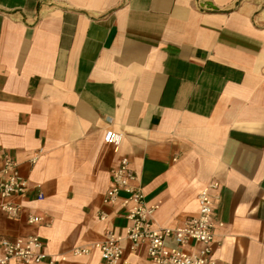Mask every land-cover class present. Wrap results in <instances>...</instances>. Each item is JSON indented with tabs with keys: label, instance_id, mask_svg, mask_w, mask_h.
<instances>
[{
	"label": "crops",
	"instance_id": "1",
	"mask_svg": "<svg viewBox=\"0 0 264 264\" xmlns=\"http://www.w3.org/2000/svg\"><path fill=\"white\" fill-rule=\"evenodd\" d=\"M6 157L30 191L0 236L39 235L61 264H106L73 250L124 234L127 210L104 204L123 158L161 228L218 183L217 264H264V0H0Z\"/></svg>",
	"mask_w": 264,
	"mask_h": 264
},
{
	"label": "built area",
	"instance_id": "2",
	"mask_svg": "<svg viewBox=\"0 0 264 264\" xmlns=\"http://www.w3.org/2000/svg\"><path fill=\"white\" fill-rule=\"evenodd\" d=\"M104 141L118 150L121 137L109 130ZM138 182L130 160L123 158L111 172L112 184L105 195L104 204L127 210L129 224L124 234L109 230L101 241L76 248L73 255L80 258L98 252L106 264H131L125 260L124 243H128L132 252H137L141 246L146 247L149 264H217L216 231L223 224L215 219L219 194H212V191L217 192L220 185L213 183L203 188L198 196V214L174 229L155 224L157 206L146 202ZM29 191L28 182L22 177L18 164L6 157L0 171V210L9 219H17L22 207L15 200L26 198ZM122 194L126 197H122ZM37 199L44 200V195L38 194ZM100 219L106 220L107 217L101 214ZM43 221V217L37 215H30L28 219L31 225H41ZM168 241L176 244V247L168 246ZM67 261L66 257L56 259L49 255L39 235L16 238L0 236V264H61Z\"/></svg>",
	"mask_w": 264,
	"mask_h": 264
},
{
	"label": "rangeland",
	"instance_id": "3",
	"mask_svg": "<svg viewBox=\"0 0 264 264\" xmlns=\"http://www.w3.org/2000/svg\"><path fill=\"white\" fill-rule=\"evenodd\" d=\"M168 246H171V247H176V244H174V243H172V242L168 241Z\"/></svg>",
	"mask_w": 264,
	"mask_h": 264
}]
</instances>
